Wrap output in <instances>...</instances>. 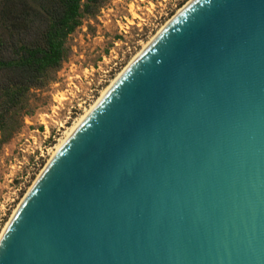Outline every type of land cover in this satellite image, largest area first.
<instances>
[{
    "label": "water",
    "instance_id": "1",
    "mask_svg": "<svg viewBox=\"0 0 264 264\" xmlns=\"http://www.w3.org/2000/svg\"><path fill=\"white\" fill-rule=\"evenodd\" d=\"M0 264H264V0H192L22 202Z\"/></svg>",
    "mask_w": 264,
    "mask_h": 264
},
{
    "label": "rangeland",
    "instance_id": "2",
    "mask_svg": "<svg viewBox=\"0 0 264 264\" xmlns=\"http://www.w3.org/2000/svg\"><path fill=\"white\" fill-rule=\"evenodd\" d=\"M192 0H110L68 38L71 48L55 78L33 88L23 104L20 128L0 152V236L50 161L54 147L112 81ZM3 0H0V10ZM23 13L24 3L13 6ZM11 34L0 16V58L11 56ZM15 38L42 40V23ZM4 76L0 80H5Z\"/></svg>",
    "mask_w": 264,
    "mask_h": 264
},
{
    "label": "trees",
    "instance_id": "3",
    "mask_svg": "<svg viewBox=\"0 0 264 264\" xmlns=\"http://www.w3.org/2000/svg\"><path fill=\"white\" fill-rule=\"evenodd\" d=\"M23 13L13 6L16 0H3L0 16L11 34L12 55L0 58V152L20 128L26 95L35 87H45L68 59L69 36L87 17H96L110 0H22ZM42 23V40L20 42L15 33L23 27L31 34Z\"/></svg>",
    "mask_w": 264,
    "mask_h": 264
},
{
    "label": "bare ground",
    "instance_id": "4",
    "mask_svg": "<svg viewBox=\"0 0 264 264\" xmlns=\"http://www.w3.org/2000/svg\"><path fill=\"white\" fill-rule=\"evenodd\" d=\"M162 32V31H161ZM160 34V33H159ZM158 34V35H159ZM157 35V36H158ZM156 37H154V39H152V41H150L146 47L144 48V50L139 53L133 60L132 62L117 76L116 79H114L112 81V84L103 92L102 96L98 99V101L96 102L95 105H93L83 116H81V118L69 129L68 133H66V136L60 140V142L54 147V153L50 159V161L48 162L46 168L53 162V160L55 159V157L58 155V153L60 152V150L63 148V146L68 142V140L73 136V134L78 130V128L86 121V119L92 114V112L95 110V108L100 104V102L103 100V98L109 93V91L111 90V88L116 84V82L119 80V78L122 76V74H124V72L126 70H128V68L132 65V63L137 60V58L156 40ZM46 168L43 169V171L41 172V174L39 175L38 179L42 176V174L44 173V171L46 170ZM37 182V181H36ZM36 184V183H35ZM34 184V185H35ZM33 188V187H32ZM31 188V190H32ZM30 190V192H31ZM29 192V193H30ZM28 196V195H27ZM26 196V197H27ZM25 200V199H24ZM21 206V205H20ZM16 214V213H15ZM15 216V215H14ZM13 216V217H14ZM12 220V219H11ZM11 223V221H10ZM10 223L8 224V226L4 229V232L2 233V235L0 236V242L2 241L6 231L8 230V227L10 225Z\"/></svg>",
    "mask_w": 264,
    "mask_h": 264
}]
</instances>
